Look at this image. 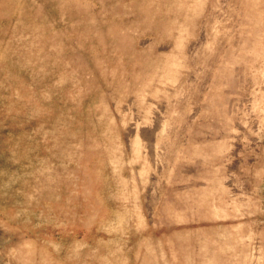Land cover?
I'll return each instance as SVG.
<instances>
[{"label":"rangeland","instance_id":"374dc122","mask_svg":"<svg viewBox=\"0 0 264 264\" xmlns=\"http://www.w3.org/2000/svg\"><path fill=\"white\" fill-rule=\"evenodd\" d=\"M0 264H264V0H0Z\"/></svg>","mask_w":264,"mask_h":264}]
</instances>
